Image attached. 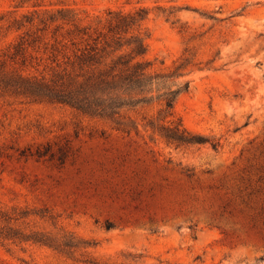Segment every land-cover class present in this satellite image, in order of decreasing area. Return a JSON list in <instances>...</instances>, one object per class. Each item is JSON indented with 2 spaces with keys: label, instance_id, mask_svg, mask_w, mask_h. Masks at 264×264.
Listing matches in <instances>:
<instances>
[{
  "label": "rangeland",
  "instance_id": "rangeland-1",
  "mask_svg": "<svg viewBox=\"0 0 264 264\" xmlns=\"http://www.w3.org/2000/svg\"><path fill=\"white\" fill-rule=\"evenodd\" d=\"M59 9L92 30L144 10L150 71L188 82L165 123L206 141L146 126L157 101L117 129L0 95V264H264V0H0V58Z\"/></svg>",
  "mask_w": 264,
  "mask_h": 264
},
{
  "label": "trees",
  "instance_id": "trees-1",
  "mask_svg": "<svg viewBox=\"0 0 264 264\" xmlns=\"http://www.w3.org/2000/svg\"><path fill=\"white\" fill-rule=\"evenodd\" d=\"M145 14L142 9L133 14L115 13L105 30L79 25L64 9L48 17L16 20V29H35L23 31L0 58V95L66 105L82 115L108 120L117 129L135 127L132 120L124 119V111L157 101V117L146 126L176 147L206 141L186 131L180 121L165 123L188 82H174L180 75L177 68L150 71V63L143 59L145 37L131 32ZM36 53L45 55L41 69L42 58Z\"/></svg>",
  "mask_w": 264,
  "mask_h": 264
}]
</instances>
